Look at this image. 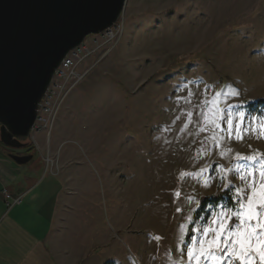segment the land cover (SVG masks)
Instances as JSON below:
<instances>
[{
  "label": "rangeland",
  "instance_id": "1",
  "mask_svg": "<svg viewBox=\"0 0 264 264\" xmlns=\"http://www.w3.org/2000/svg\"><path fill=\"white\" fill-rule=\"evenodd\" d=\"M117 22L118 38L88 60L89 72L65 97L50 132L29 136L30 150L18 152L48 155L57 173L64 158L63 170L84 163L101 177L95 184L101 189L87 185L100 191L98 207H106L107 197L115 202V226L106 237L117 242L123 258L117 264H170L181 235L187 245L219 206L235 204L223 184L240 181L229 173L222 182L220 165L232 167L237 152L264 154V138L256 135L238 141L225 133L216 145L211 125L200 131L201 101L230 87L240 95L221 97L220 107L245 102L252 115L264 112L255 103L264 99V0H126ZM188 89L192 105L178 103ZM66 148L74 150L63 157ZM224 148L232 152L222 157ZM201 168L198 177L181 175ZM222 193L215 206H200L202 198ZM90 233L94 244L104 236L102 227Z\"/></svg>",
  "mask_w": 264,
  "mask_h": 264
},
{
  "label": "crops",
  "instance_id": "2",
  "mask_svg": "<svg viewBox=\"0 0 264 264\" xmlns=\"http://www.w3.org/2000/svg\"><path fill=\"white\" fill-rule=\"evenodd\" d=\"M38 153V159L19 165L0 148V190L22 197L20 204L8 207L0 195V264L121 263L114 235L106 237L115 226V202L108 203L107 197L104 209L95 205L100 191L93 189H101L96 186L101 177L92 176L84 163L63 170L64 158L58 173H47ZM100 226L104 236L94 244L90 232Z\"/></svg>",
  "mask_w": 264,
  "mask_h": 264
},
{
  "label": "water",
  "instance_id": "3",
  "mask_svg": "<svg viewBox=\"0 0 264 264\" xmlns=\"http://www.w3.org/2000/svg\"><path fill=\"white\" fill-rule=\"evenodd\" d=\"M126 0H0V143L25 144L38 104L64 56L114 25ZM16 164L32 155L9 153Z\"/></svg>",
  "mask_w": 264,
  "mask_h": 264
},
{
  "label": "snow or ice",
  "instance_id": "4",
  "mask_svg": "<svg viewBox=\"0 0 264 264\" xmlns=\"http://www.w3.org/2000/svg\"><path fill=\"white\" fill-rule=\"evenodd\" d=\"M207 87L205 85V89ZM239 95V91L230 87L227 91H217L211 99L201 101L204 126L200 127V131H206L207 125H211L213 135L210 139L213 144H222L226 139L225 133L227 138L238 141L243 140L246 135L264 138V112L252 115L250 110L242 106L245 102L219 106L221 97L227 99ZM193 97V91L188 89L187 96L177 97V102L183 100L185 104L192 105ZM186 115L191 122L193 112L188 111ZM230 152L231 148H224L219 155L223 157ZM205 171L206 168H201L198 173L181 175L198 177ZM220 173L222 182L229 173L240 181L238 186L231 180L223 184L225 189L233 190L230 199L235 201V204L232 207L219 206L220 211L215 213L211 224L195 229L200 235L191 236L187 245L183 244L184 237L181 235L179 244L182 246L178 248L179 255L175 256L170 264H264V154L242 155L237 152L233 157L232 167L225 169L220 165ZM205 183L207 184V181ZM176 195L180 196V192L177 191ZM187 199L191 202L192 197ZM179 211L181 209L177 208V212ZM180 227L183 233L184 225Z\"/></svg>",
  "mask_w": 264,
  "mask_h": 264
},
{
  "label": "built area",
  "instance_id": "5",
  "mask_svg": "<svg viewBox=\"0 0 264 264\" xmlns=\"http://www.w3.org/2000/svg\"><path fill=\"white\" fill-rule=\"evenodd\" d=\"M117 28L118 22L100 33L88 35L64 56L38 104L36 116L29 131L30 136L34 138L36 134L50 132L65 97L89 72L91 65H87L88 60L97 57L100 53H106L105 50L110 48L118 38ZM42 157L45 165L44 171L56 174L58 169L56 165L54 166L53 160L48 155ZM0 195L8 207L20 204L22 201L20 195L13 196L5 188L0 190Z\"/></svg>",
  "mask_w": 264,
  "mask_h": 264
},
{
  "label": "trees",
  "instance_id": "6",
  "mask_svg": "<svg viewBox=\"0 0 264 264\" xmlns=\"http://www.w3.org/2000/svg\"><path fill=\"white\" fill-rule=\"evenodd\" d=\"M250 102L248 101L247 102V105L249 104ZM256 105H261L263 108H264V99H260V100H257L255 101ZM224 193L220 194L218 197H204L201 199V202H200V206L201 207H204L205 205H216L223 197H224ZM230 205H233L232 202H229Z\"/></svg>",
  "mask_w": 264,
  "mask_h": 264
},
{
  "label": "flooded vegetation",
  "instance_id": "7",
  "mask_svg": "<svg viewBox=\"0 0 264 264\" xmlns=\"http://www.w3.org/2000/svg\"><path fill=\"white\" fill-rule=\"evenodd\" d=\"M29 136H30V135H29ZM29 136H28V137H29ZM28 137L19 139V140H20L22 143H24L25 145H24L23 147H21V148H18V149H12V150L14 151L13 153L18 154V155H25V154H21V153H19L18 150H19V149H24V150L29 149V150H30L31 147H30L29 144H27L26 141H25ZM0 146H3V148H7V147H5V146L2 145V144H1ZM8 149H9V148H8ZM10 150H11V149H10ZM10 153H12V152H10ZM7 156H8V154H7Z\"/></svg>",
  "mask_w": 264,
  "mask_h": 264
},
{
  "label": "bare ground",
  "instance_id": "8",
  "mask_svg": "<svg viewBox=\"0 0 264 264\" xmlns=\"http://www.w3.org/2000/svg\"><path fill=\"white\" fill-rule=\"evenodd\" d=\"M215 2V1H214ZM223 2V1H222ZM214 8V7H213Z\"/></svg>",
  "mask_w": 264,
  "mask_h": 264
}]
</instances>
